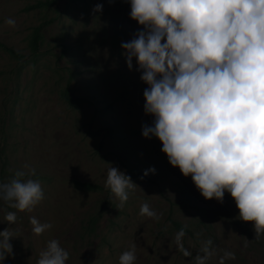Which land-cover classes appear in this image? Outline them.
Returning a JSON list of instances; mask_svg holds the SVG:
<instances>
[{
  "label": "rangeland",
  "instance_id": "obj_1",
  "mask_svg": "<svg viewBox=\"0 0 264 264\" xmlns=\"http://www.w3.org/2000/svg\"><path fill=\"white\" fill-rule=\"evenodd\" d=\"M37 1L0 0V42L23 55L0 45V181L27 164L44 192L31 212L0 200V230L9 227L15 235L4 264H36L53 238L69 251L66 264H119L132 244L135 264H192L208 239L215 254L207 264H219L225 250L235 258L224 264H264V235L254 239L253 224L239 218L230 193L223 202L204 198L191 176L169 163L162 142L142 135L153 117L143 110L147 85L122 55L121 43L142 27L128 15V0H58L57 7L27 8ZM96 4L101 11L93 10ZM45 20L52 22L33 54V27ZM64 91L84 99L70 104ZM110 164L138 185L122 208L104 186ZM131 167L143 177L131 175ZM151 167L155 173L145 175ZM75 180L104 188L89 190ZM143 202L160 214L158 221L139 214ZM8 211L17 216L10 225L3 221ZM30 216L53 227L37 236ZM174 220L188 228L182 242L189 257L177 250Z\"/></svg>",
  "mask_w": 264,
  "mask_h": 264
},
{
  "label": "clouds",
  "instance_id": "obj_2",
  "mask_svg": "<svg viewBox=\"0 0 264 264\" xmlns=\"http://www.w3.org/2000/svg\"><path fill=\"white\" fill-rule=\"evenodd\" d=\"M128 15L141 28L121 43L129 70L140 72L147 85L143 110L153 117L142 135L162 142L169 163L191 179L202 196L223 202L234 198L238 216L252 221L255 240L264 235V0H128ZM102 4H96L99 12ZM5 23L15 27L14 18ZM151 167L145 170L155 173ZM35 169L25 164L0 181V200L18 211L31 212L43 198ZM104 186L122 208L138 186L125 171L110 164ZM139 214L160 219L148 202ZM15 211L4 220L13 224ZM31 231L39 236L53 225L30 216ZM182 226L174 237L185 257ZM9 227L0 230V264L13 255ZM205 240L192 264H207L215 254ZM136 245L119 255V264H135ZM234 259L225 250L219 264ZM69 251L49 239L36 264H66Z\"/></svg>",
  "mask_w": 264,
  "mask_h": 264
},
{
  "label": "trees",
  "instance_id": "obj_3",
  "mask_svg": "<svg viewBox=\"0 0 264 264\" xmlns=\"http://www.w3.org/2000/svg\"><path fill=\"white\" fill-rule=\"evenodd\" d=\"M76 2H86L87 0H73ZM58 0H39L31 5H29L27 8H37V7H57ZM52 20H45L33 27L31 39H30V48L33 54H37L40 51V45L43 39V31ZM0 45L4 47L6 50H8L11 54L17 56V57H22L23 55L19 53L15 48L6 45L5 43L0 42ZM63 52L66 53L69 50V46L67 44H63ZM64 98L70 103V104H76L78 100H83L84 98H74L71 97L68 93V91H64L63 93ZM111 106V105H110ZM112 129V128H111ZM110 129V130H111ZM130 173L134 177H143V173L140 172L136 167H131L130 168ZM75 184L78 186H82L86 189L89 190H100L104 188V186L100 183H95L91 181H80V180H75ZM252 224L253 222L250 221ZM174 224L180 229L182 226H184L182 223L175 221ZM185 230H188L186 227Z\"/></svg>",
  "mask_w": 264,
  "mask_h": 264
}]
</instances>
